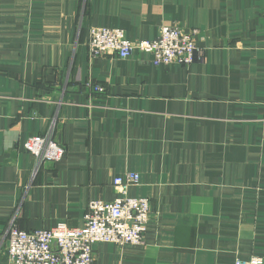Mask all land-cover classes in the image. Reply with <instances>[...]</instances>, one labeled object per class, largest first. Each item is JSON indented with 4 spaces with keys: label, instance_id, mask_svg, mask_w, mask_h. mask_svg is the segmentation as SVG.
I'll return each mask as SVG.
<instances>
[{
    "label": "crops",
    "instance_id": "1",
    "mask_svg": "<svg viewBox=\"0 0 264 264\" xmlns=\"http://www.w3.org/2000/svg\"><path fill=\"white\" fill-rule=\"evenodd\" d=\"M164 26L198 30L204 62L89 52L91 28L138 42ZM34 137L63 157L33 156ZM127 174L151 201L144 242L97 244L94 264L264 259V0H0V264L12 220L80 229Z\"/></svg>",
    "mask_w": 264,
    "mask_h": 264
},
{
    "label": "built area",
    "instance_id": "2",
    "mask_svg": "<svg viewBox=\"0 0 264 264\" xmlns=\"http://www.w3.org/2000/svg\"><path fill=\"white\" fill-rule=\"evenodd\" d=\"M198 30L185 31L179 26H164L152 41L131 42L121 29L91 28L88 48L92 57L115 56L128 59L135 50L151 55L155 66L177 64L190 67L202 63L205 52L196 39ZM96 93H104L97 86ZM25 149L44 162L60 160L65 150L40 137L31 138ZM138 174L115 178L118 193L113 202L93 201L85 216V225L71 229L59 225L51 230L23 231L12 220L3 241L10 264H94V246L111 243L119 247L142 245L152 217L151 201L129 196L138 185ZM234 264H264V259L237 260Z\"/></svg>",
    "mask_w": 264,
    "mask_h": 264
}]
</instances>
